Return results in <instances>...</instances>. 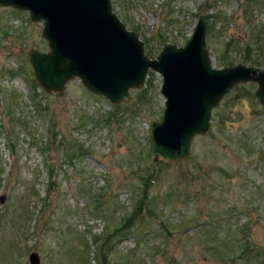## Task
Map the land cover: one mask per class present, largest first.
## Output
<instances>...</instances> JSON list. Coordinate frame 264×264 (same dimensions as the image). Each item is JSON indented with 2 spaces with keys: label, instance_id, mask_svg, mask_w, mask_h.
I'll return each instance as SVG.
<instances>
[{
  "label": "rangeland",
  "instance_id": "rangeland-1",
  "mask_svg": "<svg viewBox=\"0 0 264 264\" xmlns=\"http://www.w3.org/2000/svg\"><path fill=\"white\" fill-rule=\"evenodd\" d=\"M111 5L150 60L166 44L184 46L202 17L214 69L264 71V38L253 41L264 32V0ZM41 30L27 12L0 8V264H29L31 253L40 264H264L257 84L223 98L186 159L155 162L150 127L164 111L161 76L150 71L144 87L116 105L78 80L46 93L28 59L32 49L47 51ZM140 202L143 214L113 235ZM210 212L220 220L211 232Z\"/></svg>",
  "mask_w": 264,
  "mask_h": 264
},
{
  "label": "water",
  "instance_id": "water-1",
  "mask_svg": "<svg viewBox=\"0 0 264 264\" xmlns=\"http://www.w3.org/2000/svg\"><path fill=\"white\" fill-rule=\"evenodd\" d=\"M0 8L27 12L33 24L43 21L48 50L32 49L28 59L47 93H61L77 79L89 93L116 105L144 86L149 71L160 75L164 111L150 127L155 162L186 159L193 139L210 130L212 111L235 87L256 83L254 98L264 104V71L241 64L211 66L202 17L183 47L166 44L150 60L137 35L113 13L110 0H0ZM5 200L0 196V204ZM28 260L40 264L36 253Z\"/></svg>",
  "mask_w": 264,
  "mask_h": 264
},
{
  "label": "trees",
  "instance_id": "trees-1",
  "mask_svg": "<svg viewBox=\"0 0 264 264\" xmlns=\"http://www.w3.org/2000/svg\"><path fill=\"white\" fill-rule=\"evenodd\" d=\"M254 5L255 6H258V5H256L255 3H254ZM258 32H259V34L258 35H256L255 37H253V41H255V42H257V43H260V42H258L259 40H261L262 41V39L264 38V32H260V30H258ZM254 35V34H253ZM257 38V39H256ZM261 38V39H260ZM258 40V41H257ZM47 173H48V180H49V183L52 185L53 183H52V179H53V176H52V170L50 169V168H48V171H47ZM155 179V176L153 175V173H151L148 177H147V179L145 178V180L143 179V186H144V188L146 187V185L149 183V182H151V181H153ZM146 192V190H143V193H145ZM142 207V204H141V202L136 206V208H135V211L134 212H132L130 215H128L127 216V218H125L124 220H123V222H122V224H121V227H120V229L118 230V231H115L114 233H113V235H116V234H118L119 232H122V231H124L125 232V230L126 229H129L130 227H131V224H133V222L138 218V217H140L142 214H143V212H141V208ZM208 223H209V229H212V230H210L209 232H211V231H214L213 229L215 228V227H217V224L219 225L220 224V220H219V215H218V213L217 212H210L209 213V215H208ZM216 225V226H215ZM208 229V230H209ZM112 235V236H113ZM245 251L246 250H242L241 251V253H240V255H245Z\"/></svg>",
  "mask_w": 264,
  "mask_h": 264
}]
</instances>
